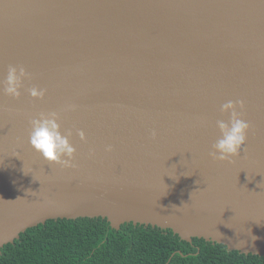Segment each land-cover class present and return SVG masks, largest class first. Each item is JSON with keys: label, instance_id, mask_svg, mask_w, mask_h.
<instances>
[{"label": "water", "instance_id": "obj_1", "mask_svg": "<svg viewBox=\"0 0 264 264\" xmlns=\"http://www.w3.org/2000/svg\"><path fill=\"white\" fill-rule=\"evenodd\" d=\"M10 66L30 74L18 98L3 90ZM230 100L251 127L221 161ZM49 112L71 132L72 167L29 143ZM79 217L264 257V0H0V250Z\"/></svg>", "mask_w": 264, "mask_h": 264}, {"label": "trees", "instance_id": "obj_2", "mask_svg": "<svg viewBox=\"0 0 264 264\" xmlns=\"http://www.w3.org/2000/svg\"><path fill=\"white\" fill-rule=\"evenodd\" d=\"M0 264H264V257L184 241L171 229L125 223L117 230L102 217H79L28 228L0 250Z\"/></svg>", "mask_w": 264, "mask_h": 264}, {"label": "clouds", "instance_id": "obj_3", "mask_svg": "<svg viewBox=\"0 0 264 264\" xmlns=\"http://www.w3.org/2000/svg\"><path fill=\"white\" fill-rule=\"evenodd\" d=\"M29 76L30 74L25 68L10 66L4 81V92L18 98L21 95L20 89L23 87V81ZM45 91L31 88L29 94L33 98H43ZM237 103H239L240 109L244 108L243 101L234 102L231 100L221 107L223 113L230 114V119L228 122L217 121L221 137L212 146L213 151L210 155L213 159L230 160L231 157L239 155L246 145L251 126L242 118V112L237 110ZM58 120L59 116L56 112L40 113L38 118L32 119L29 143L50 163H60L65 167H72L76 149L69 139L71 132L63 133ZM78 134L82 140L86 139L82 130ZM153 135L155 136V132ZM109 150H111L110 147Z\"/></svg>", "mask_w": 264, "mask_h": 264}]
</instances>
